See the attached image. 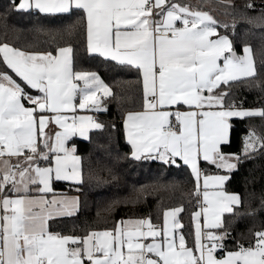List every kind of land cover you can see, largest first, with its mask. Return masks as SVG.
<instances>
[{
  "label": "snow or ice",
  "instance_id": "6c2138e0",
  "mask_svg": "<svg viewBox=\"0 0 264 264\" xmlns=\"http://www.w3.org/2000/svg\"><path fill=\"white\" fill-rule=\"evenodd\" d=\"M207 8L180 0H10L5 15H79L69 28L51 32L53 43L65 40L54 48L0 42V264H264V226L233 236V224L255 210L242 212L241 195L224 187L243 160L264 154V134L252 127L240 151H225L234 118L264 121V106L244 107L236 91L264 95V50L256 59L248 43L239 49L229 35L237 20L264 32V0H245L239 11L233 0H209ZM77 33L89 55L139 76L140 108L123 118L127 155L190 170L187 204L162 207L157 222L149 214L85 226L83 234L54 230L56 218L81 206L79 196L54 184L67 182L79 192L86 183L82 157L69 141L105 128L77 110L107 111L104 99L113 95L97 72L77 67L66 39ZM50 123L58 126L54 133L46 132ZM93 179L89 168L87 181ZM182 213L190 215L187 231Z\"/></svg>",
  "mask_w": 264,
  "mask_h": 264
},
{
  "label": "trees",
  "instance_id": "16d2710c",
  "mask_svg": "<svg viewBox=\"0 0 264 264\" xmlns=\"http://www.w3.org/2000/svg\"><path fill=\"white\" fill-rule=\"evenodd\" d=\"M180 2L204 5L205 10H208L209 0ZM219 2L220 0H210L212 4ZM233 2L238 11L243 9L245 0ZM9 6L10 0H0V42L6 40L24 50H46L56 47V43H65V40L58 37L56 43H53L51 32L69 28L77 22L79 15L48 16L31 10H13L5 15ZM214 14L231 23V17L224 16L220 10H216ZM229 35L239 49H242L244 43H248L253 48L254 57L260 58L264 50V32L260 29L253 28L249 31L243 21L237 20L236 34L232 36L229 30ZM66 39L73 43L77 67L97 72L111 87L113 95L104 99L107 111L97 115V120L103 122L105 128L91 131L88 140L76 137L69 142L76 144L77 154L82 157L86 183L79 192L68 183L54 184L58 192L76 195L81 199L80 209L75 215L55 219L54 230L65 234H83L85 226L110 227L121 218H137L149 214L157 222L155 217L162 207L187 204L186 193L192 188V178L187 167L169 168L156 161H137L127 155L130 146L125 139L123 118L127 111L140 108L141 86L137 83V72L89 55L86 51V38L82 33ZM236 91L238 99L244 101V107L264 106L261 103L264 95L258 89L241 87ZM232 123V144L225 151H240L243 137L250 127L264 134V121L259 117L235 118ZM201 163L209 173L217 171L214 166ZM89 168L98 179L87 181ZM225 189L241 195L244 201L242 212L255 210L254 216L245 215L233 224V236L244 234L247 237L250 229L255 231L264 226V154L257 153L252 158L243 160L238 169L231 173ZM138 194H142L140 201L128 202L134 200ZM113 201L121 203L113 204ZM182 216L187 231L191 228L190 215L182 213ZM188 239L191 243L192 237L189 236ZM228 243L229 247L233 244L232 241Z\"/></svg>",
  "mask_w": 264,
  "mask_h": 264
},
{
  "label": "crops",
  "instance_id": "0c3cea01",
  "mask_svg": "<svg viewBox=\"0 0 264 264\" xmlns=\"http://www.w3.org/2000/svg\"><path fill=\"white\" fill-rule=\"evenodd\" d=\"M86 112H81V111H79V109L77 110V114L78 115H88V116H93L95 119H97V115H98V113H95V112H93V111H90V110H85ZM69 115H71V114H69ZM235 119V118H234ZM58 130V126L57 125H55V123H50L49 125H48V127L46 128V132L47 131H50V132H55V131H57ZM93 130H97V129H90L89 131H88V138H89V135H90V132L91 131H93ZM123 130H124V128H123ZM124 134H125V130H124ZM78 139H81V140H88V138L87 139H85V138H83V137H79V136H76ZM76 137H73L72 139H74V138H76ZM125 139H126V136H125ZM71 141V140H70ZM69 141V142H70ZM224 174V173H223ZM227 182V181H226ZM226 182H225V185H226ZM64 183H67V182H64ZM225 187V186H224ZM226 190V189H225ZM73 196H76V195H73ZM58 218H62V217H58Z\"/></svg>",
  "mask_w": 264,
  "mask_h": 264
},
{
  "label": "rangeland",
  "instance_id": "374dc122",
  "mask_svg": "<svg viewBox=\"0 0 264 264\" xmlns=\"http://www.w3.org/2000/svg\"><path fill=\"white\" fill-rule=\"evenodd\" d=\"M79 111H81V112H86L85 110H79ZM93 112H95V113H100V112H102V111H100V112L93 111Z\"/></svg>",
  "mask_w": 264,
  "mask_h": 264
}]
</instances>
